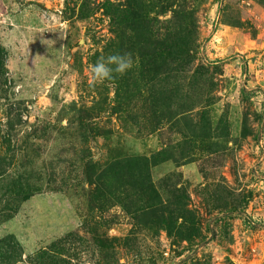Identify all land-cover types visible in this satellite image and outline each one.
Wrapping results in <instances>:
<instances>
[{"label": "rangeland", "instance_id": "374dc122", "mask_svg": "<svg viewBox=\"0 0 264 264\" xmlns=\"http://www.w3.org/2000/svg\"><path fill=\"white\" fill-rule=\"evenodd\" d=\"M0 264H264V0H0Z\"/></svg>", "mask_w": 264, "mask_h": 264}, {"label": "clouds", "instance_id": "9594fccd", "mask_svg": "<svg viewBox=\"0 0 264 264\" xmlns=\"http://www.w3.org/2000/svg\"><path fill=\"white\" fill-rule=\"evenodd\" d=\"M133 63L131 54L110 55L106 61L102 59L91 66L89 83L94 85L111 80L114 78L113 73L123 75L133 67Z\"/></svg>", "mask_w": 264, "mask_h": 264}]
</instances>
